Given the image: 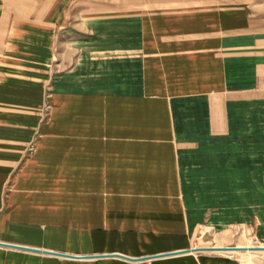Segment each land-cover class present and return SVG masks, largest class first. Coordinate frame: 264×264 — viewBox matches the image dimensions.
<instances>
[{
    "label": "crops",
    "instance_id": "0c3cea01",
    "mask_svg": "<svg viewBox=\"0 0 264 264\" xmlns=\"http://www.w3.org/2000/svg\"><path fill=\"white\" fill-rule=\"evenodd\" d=\"M67 3L0 25V62L41 67L34 78L49 75L56 30L80 54L53 122H0V264H238L157 237L183 207L217 230L246 224L264 244V0ZM18 65L24 76L0 73V95L40 103V86L12 82L28 79Z\"/></svg>",
    "mask_w": 264,
    "mask_h": 264
},
{
    "label": "rangeland",
    "instance_id": "374dc122",
    "mask_svg": "<svg viewBox=\"0 0 264 264\" xmlns=\"http://www.w3.org/2000/svg\"><path fill=\"white\" fill-rule=\"evenodd\" d=\"M57 0H0V25L4 24L10 29V21L8 18L12 17H32V18H41L43 17V13L49 8L51 3ZM70 1L68 0L67 6H70ZM53 7H51L52 9ZM4 18V21L1 19ZM3 22V23H2ZM60 31L62 29H59ZM59 30H56L53 40H52V52L50 59L44 63L45 68L49 75L47 78H34L31 74L32 72L28 69H34L36 71L41 70V67L29 66V64L23 63V61L18 62L16 60L7 59L6 61L0 62V73L5 76H15L21 75L24 76L22 72H14L12 71L13 66L19 64L18 66H22L24 71H28V79L21 78V80L13 79L12 82H19V83H34L36 88L41 87L42 95H41V102L40 103H32L27 101L30 99V96H26L23 94L19 95H10V94H2L0 95V122H40L39 125L42 124H50L53 122L54 119V96L56 93L57 85L60 81L59 78L66 76L72 71L79 60V53H76L73 48L67 47L64 45V39L61 34H59ZM5 34V33H4ZM10 38V37H9ZM9 38L7 42H9ZM21 47H9L5 46L2 47L3 53L6 55H14L19 59H25V50L21 52L18 51ZM101 57H106L108 54L106 52H99ZM24 55V56H16ZM2 67V68H1ZM28 81V82H26ZM25 100V102H23ZM27 103V104H24ZM10 118H18V120L10 119ZM31 124V123H30ZM37 126L34 128V136L33 138L26 143V147L23 149V156L21 159V166L25 165L27 162L32 159L36 152L37 145L40 140V133L39 128ZM182 144H180L181 146ZM181 190L179 191V195L182 196ZM185 193V192H184ZM164 200L170 198L169 194H165L162 192ZM143 198L151 199L157 198L159 195H156L155 192H145V196ZM180 198V197H179ZM181 199V198H180ZM183 209V210H182ZM183 218L176 219V220H164L163 221V229H162V237L157 243L163 247L164 249L168 246H171L174 243L187 245H191L190 249L192 248H208L212 246H264L263 243L258 242L255 234L247 226L246 224H230L224 230H217L213 227H209L207 225V219L204 213V216L199 218L198 216L195 219L188 217L187 211L185 208L182 207ZM193 209V208H192ZM196 210L203 211L202 208ZM167 219V218H166ZM194 222L195 228L192 231H189V223ZM177 223L183 224L185 227V234H171V227L175 226ZM155 225H152V229ZM105 229H108L107 225L105 224ZM115 230H120V224L114 225ZM156 232L154 230L149 233V235H155ZM155 240V239H154ZM156 243V242H155ZM247 248V247H246ZM204 251L210 250H203V251H194L196 254ZM193 252V251H192ZM217 254L226 255L232 259H234L238 264H263L264 259L258 257L259 254L262 253H247L244 255L245 251H237L235 254L234 252H227V254L214 252ZM264 256V254H262Z\"/></svg>",
    "mask_w": 264,
    "mask_h": 264
},
{
    "label": "water",
    "instance_id": "95a60500",
    "mask_svg": "<svg viewBox=\"0 0 264 264\" xmlns=\"http://www.w3.org/2000/svg\"><path fill=\"white\" fill-rule=\"evenodd\" d=\"M5 245V244H4ZM203 250H210V251H264V246H255L254 248H239L238 246H224L221 248H213V247H208V248H193L192 251H203ZM191 251V250H187ZM169 255V254H166ZM76 257V256H75ZM78 258L80 257H85V256H77Z\"/></svg>",
    "mask_w": 264,
    "mask_h": 264
},
{
    "label": "bare ground",
    "instance_id": "6f19581e",
    "mask_svg": "<svg viewBox=\"0 0 264 264\" xmlns=\"http://www.w3.org/2000/svg\"><path fill=\"white\" fill-rule=\"evenodd\" d=\"M222 247H224V246H222ZM239 248H243L242 246H238ZM247 248H254L255 246H246ZM213 248H221V247H213ZM228 252H237V251H228ZM240 252H242V251H240ZM246 252H253V253H255V252H261V253H264V251H246Z\"/></svg>",
    "mask_w": 264,
    "mask_h": 264
}]
</instances>
